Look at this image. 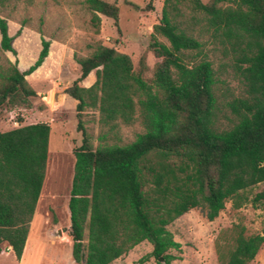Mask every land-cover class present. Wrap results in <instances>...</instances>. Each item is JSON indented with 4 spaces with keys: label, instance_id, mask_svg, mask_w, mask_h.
<instances>
[{
    "label": "trees",
    "instance_id": "1",
    "mask_svg": "<svg viewBox=\"0 0 264 264\" xmlns=\"http://www.w3.org/2000/svg\"><path fill=\"white\" fill-rule=\"evenodd\" d=\"M31 2L0 0V9ZM82 2L92 24L97 26L102 16L118 31L115 4ZM183 11L199 15L235 55L245 96L229 106L236 121L228 129L219 130L214 123L210 63L184 62V54L198 52L201 44L180 19ZM21 28L22 23L15 36ZM37 33L40 49L32 64L22 71L16 59L0 66V109L26 106L38 97L25 77L42 70L51 54L49 42ZM149 38L147 48L158 59L149 76L142 56L133 66L126 54L110 47L96 45L85 57L73 56L79 74L65 93L75 101L79 135L67 199L70 255L76 264H110L143 241L150 251L135 264L149 258L170 264L175 258L169 251L179 252L180 245L166 226L194 208L204 210L211 221L226 200L235 201L238 194L264 184V0H162ZM12 41L0 17V53L15 57ZM91 73L92 84L81 87ZM85 109L97 110L98 123L106 130L95 146L81 119ZM135 122L143 131L131 142H106L117 125ZM48 133L45 123L0 132V253L4 244L17 261L20 256L24 261L26 253ZM251 203L264 204V187ZM263 245L264 230L238 233L222 264H249Z\"/></svg>",
    "mask_w": 264,
    "mask_h": 264
},
{
    "label": "rangeland",
    "instance_id": "2",
    "mask_svg": "<svg viewBox=\"0 0 264 264\" xmlns=\"http://www.w3.org/2000/svg\"><path fill=\"white\" fill-rule=\"evenodd\" d=\"M104 1L118 8V31L110 19L102 16L97 26L92 24L82 0H32L31 5L18 3L15 7L0 9L7 33L13 37L11 45L16 54L13 57L0 53V66L16 59V67L22 71L32 64L40 49L38 31L49 42L48 53L51 54L42 70L25 77L38 97L29 99L26 106L0 109V132L35 123H45L49 128L44 177L28 224L24 261L22 256L15 260L3 244L0 264H76L70 255L67 199L74 162L72 150L79 145V135L75 131V101L65 93L79 74L73 56L85 57L96 45L110 47L126 54L133 66L142 56L147 68L145 76H149L158 61L147 46L151 28L159 19L162 0ZM207 1L201 0L202 3ZM183 13L180 19L201 44L198 52L184 54V62L190 65L204 59L210 63L214 80V123L219 130L228 129L236 121L229 106L245 96L235 55L206 29L199 15ZM190 15L195 19H190ZM20 23L23 28L15 36ZM159 41L167 44L162 38ZM93 81L91 73L79 85L88 87ZM81 119L95 146L97 136L106 131L98 123L97 110L85 109ZM142 131L138 122L130 126L119 124L107 135L106 142L125 145ZM263 187V183L257 184L238 194L235 201L226 200L223 209L211 221L206 220L204 210L194 208L166 226L172 239L180 245L179 252L169 251L175 258L170 264H222L238 233L260 234L264 230V204L254 205L251 199ZM149 251L150 246L143 241L110 264H135ZM143 264H155L154 259L149 258ZM249 264H264V245Z\"/></svg>",
    "mask_w": 264,
    "mask_h": 264
},
{
    "label": "crops",
    "instance_id": "3",
    "mask_svg": "<svg viewBox=\"0 0 264 264\" xmlns=\"http://www.w3.org/2000/svg\"><path fill=\"white\" fill-rule=\"evenodd\" d=\"M7 253L9 254V253H10V251L8 250V251H7ZM0 254H1V253H0ZM21 255H22V254H21ZM20 257H21V256H20Z\"/></svg>",
    "mask_w": 264,
    "mask_h": 264
},
{
    "label": "water",
    "instance_id": "4",
    "mask_svg": "<svg viewBox=\"0 0 264 264\" xmlns=\"http://www.w3.org/2000/svg\"><path fill=\"white\" fill-rule=\"evenodd\" d=\"M158 261H160V259H158Z\"/></svg>",
    "mask_w": 264,
    "mask_h": 264
}]
</instances>
